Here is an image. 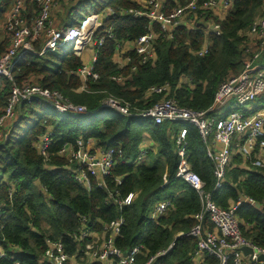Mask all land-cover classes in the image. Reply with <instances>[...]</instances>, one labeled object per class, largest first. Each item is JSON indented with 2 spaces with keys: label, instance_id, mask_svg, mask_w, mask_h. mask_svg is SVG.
I'll list each match as a JSON object with an SVG mask.
<instances>
[{
  "label": "trees",
  "instance_id": "16d2710c",
  "mask_svg": "<svg viewBox=\"0 0 264 264\" xmlns=\"http://www.w3.org/2000/svg\"><path fill=\"white\" fill-rule=\"evenodd\" d=\"M14 1L0 0V19L5 20ZM167 1L168 6L174 4V0ZM175 1L181 4L189 0ZM139 4L138 0H69L57 12L59 27L77 25L85 15L100 12L102 21L96 37L112 24V36L105 37L96 47L93 66L98 77L89 78L84 90H78L82 81L75 73L82 59L72 53L63 55L58 48L41 54L25 53L12 68L11 78L0 75V111L12 84L26 82L31 75L37 77L41 86L60 90L71 102L85 107L81 112L59 113L46 100L32 98L21 102L17 118L0 138V246L5 251L0 264H43L40 259L46 238L60 240L69 254H78L91 240L89 236L75 239L80 229L101 232L104 224L119 217L122 223L114 244L122 252L141 245L135 264L146 263L150 257L153 258L148 264H194L197 240L188 232L196 223L193 214L200 210L201 203L195 190L175 177L174 133L182 126L186 129L191 168L217 204L226 206L241 195L259 202V208L242 203L236 214L242 234L255 244L264 245V169L239 166L242 157L233 154L226 182L213 189V162L197 127L169 120L156 123L142 115L168 97L179 107L207 111L223 78L242 68L246 31L263 14L264 0H232L223 17L209 9L198 10L196 16L188 15L193 21L178 25L171 36L158 34L152 60L141 62L135 51H128L131 61L120 68L113 60L116 43L137 38L148 25L146 18L131 17L121 10L139 8ZM24 5L27 22L32 23L37 4L24 0ZM211 19L219 22V34L206 30V22ZM3 35L0 52L8 45L7 35ZM42 37L34 41L35 51L41 49ZM206 39L210 41L207 53L197 54ZM113 76H122L123 80L116 81ZM164 83L169 86L168 93L146 94L149 86ZM106 98L128 103L127 113L104 105ZM42 135L50 141L45 149L47 159L38 150ZM144 137L154 146L145 148L142 160L135 162ZM79 138L84 142L94 140L103 149H114V164L103 178L104 184L94 178L90 186L77 182L66 158L59 154L65 145L75 147ZM163 190L169 192L160 197ZM130 192L131 201L120 204L119 199ZM162 199L168 201L166 209L152 217L155 204ZM205 225L213 227L206 217ZM170 245L169 251L159 254ZM201 264H219V260L205 254Z\"/></svg>",
  "mask_w": 264,
  "mask_h": 264
},
{
  "label": "built area",
  "instance_id": "2783aa9c",
  "mask_svg": "<svg viewBox=\"0 0 264 264\" xmlns=\"http://www.w3.org/2000/svg\"><path fill=\"white\" fill-rule=\"evenodd\" d=\"M34 1L38 10L32 23H28L24 15V0H15L6 12L1 30L7 35L8 45L0 52V75L11 78L12 68L27 52L41 54L46 50H54L64 45L71 48L72 54L80 56L82 49L88 46L90 51L88 58L75 72L82 81L78 90H84L85 82L89 78L98 77L93 66L96 60V47L102 44L105 37L112 36V24L96 37V30L101 26V23H97V19L100 18L102 21V14L91 12L85 15L77 25L56 28L52 25L50 18L55 1ZM143 1L145 2L143 4L139 1V8L121 10V13H127L131 17L146 18L148 25L146 32L137 38L116 43L113 60L120 68L126 67L131 61V55L126 54L128 51H135L141 62L152 60L155 56L153 43L159 33L171 36L178 25H187L188 21H193L191 16H196L195 14L201 9H209L218 17H223L232 2V0H204L197 3V0H189L180 4L174 0V4L168 6L167 0ZM190 14L191 16L188 17ZM90 16L94 18L87 22ZM155 26L158 30H155ZM206 30L219 34V22L214 19L208 20ZM41 35L45 37L43 46L39 51H35L34 41ZM246 39L242 48V68L223 78L207 111L179 107L173 98L168 97L160 99L142 112V115L151 117L156 123L170 120L192 123L197 127L206 153L213 162L215 177L213 189L220 188L226 182V171L233 154H240L243 159L239 164L241 166L264 169V12L249 26ZM209 44L208 39L204 40L197 54L207 53ZM113 78L116 81L123 80L122 76H113ZM168 90L167 83L151 85L146 94H164L168 93ZM32 98L49 101L59 113L85 110L84 106L74 104L57 89L53 91L39 84L25 82L13 83L6 103L0 111V138L6 135L4 127L9 121L15 119L20 103L29 102ZM250 101H256L255 109L252 111L245 106ZM104 105L114 107L123 113H127L129 107L128 103L121 104L112 98H106ZM221 109H224V112L218 115ZM185 135L184 126L174 133L177 147L175 177L188 183L197 193L201 203L200 210L193 214L196 223L188 232V235L197 240V248L193 255L194 264H201L205 254L215 256L219 264H261L256 258L258 254L264 253V245H257L242 234L240 219L236 214V209L242 203L256 207L257 201L250 196L241 195L235 200H229L226 206L217 204L211 197V191L205 189L204 181L191 168ZM49 142L48 136L42 135L38 143V150L45 159H47L45 149ZM95 147L96 149L89 147L87 142L79 138L75 147L65 145L59 151V154L66 158L68 168L71 169L75 180L85 186H90L91 178L96 179L100 185L104 184L103 178L109 174L114 164L113 148ZM145 148L147 147L139 146L135 162L142 160ZM90 149L96 154H92ZM165 182H167L166 179ZM132 197L133 192H130L119 199V203L128 204ZM167 204L166 199L158 201L151 216L156 217L161 214ZM205 217L212 223V229L205 225ZM121 223L122 218L119 217L104 224L101 232L87 228L80 229L79 233L74 235L75 239L89 236L91 240L85 243L78 254H69L62 241L46 238V247L40 262L43 264H82L84 262L135 264L141 245H134L127 252H122L114 244V238ZM242 246L251 247L252 254H244L240 249ZM171 247L172 245L159 254L166 253ZM3 256L5 251L0 246V258ZM152 258L141 264H148ZM16 264L19 263L16 262Z\"/></svg>",
  "mask_w": 264,
  "mask_h": 264
},
{
  "label": "rangeland",
  "instance_id": "374dc122",
  "mask_svg": "<svg viewBox=\"0 0 264 264\" xmlns=\"http://www.w3.org/2000/svg\"><path fill=\"white\" fill-rule=\"evenodd\" d=\"M55 1V3H54V5H53V9L51 10V23H52V25L54 26V27H56V28H59V21L57 20V12L59 11V9L62 7V5L63 4H65V3H67L69 0H54ZM142 4L143 3H145L143 0H139ZM93 14V13H92ZM3 20H4V17L3 18H1L0 19V36H1V38H3L4 37V35H3V33H2V31H1V25H2V23H3ZM97 23H101V21H100V18H98L97 19ZM100 28V26L98 27V29ZM97 29V30H98ZM96 30V31H97ZM40 40V42L42 43V42H44V37H42L41 39H39ZM42 46H43V44H42ZM41 46V47H42ZM58 49H60V53L61 54H63L64 55V53L65 54H69V52H70V50H71V48L70 47H67V46H60V47H58ZM28 53V52H27ZM71 53V52H70ZM89 53H90V51H89V47L88 46H85L84 47V49H82V51H81V53H80V58L82 59V61H86L87 60V58H88V55H89ZM26 82L25 83H30V84H33V85H37V84H39L40 85V83L37 81V77L36 76H34V75H31L30 76V78H28L27 80H25ZM41 86V85H40ZM43 87V86H42ZM46 88H48V87H46ZM50 89V88H49ZM52 90V89H51ZM56 89L54 88L53 89V91H55ZM60 91V90H59ZM255 105H256V101H250V102H248V103H246V107L250 110V111H252L253 109H255ZM228 106V105H227ZM227 106H226V108H227ZM224 112V109H221V110H219L218 111V115L219 114H222ZM18 113V112H17ZM17 113H16V115H15V119L17 118ZM12 122L13 121H9L6 125H5V127H4V133H6V132H8V129L10 128L9 127V125L10 124H12ZM7 134V133H6ZM5 135H3V137H4ZM93 141V143H91L90 145H89V147H93V145L94 146H96L95 145V142H94V140H92ZM96 149V148H95ZM90 151H91V153L92 154H96L92 149H90ZM168 190H163V191H161V193L159 194L160 195V197H164V196H167V194H168ZM79 264V263H78Z\"/></svg>",
  "mask_w": 264,
  "mask_h": 264
},
{
  "label": "crops",
  "instance_id": "0c3cea01",
  "mask_svg": "<svg viewBox=\"0 0 264 264\" xmlns=\"http://www.w3.org/2000/svg\"><path fill=\"white\" fill-rule=\"evenodd\" d=\"M19 111V110H18ZM168 121V120H167ZM170 121V120H169ZM179 122V121H178ZM182 123V122H181ZM185 124V123H184ZM178 130V129H177ZM176 130V131H177ZM175 131V132H176ZM91 143H93V141L92 140H88L87 141V144H88V146L91 144ZM140 146L141 147H147V148H152L153 146H154V143L150 140V139H148V138H146V137H144L143 139H142V141H141V143H140ZM91 148H96L94 145H93V147H91ZM243 160V159H242ZM242 162V161H241ZM241 162L239 163V164H241ZM239 166H241V165H239ZM246 168H248V167H246ZM36 185L37 186H39L40 187V185L36 182Z\"/></svg>",
  "mask_w": 264,
  "mask_h": 264
},
{
  "label": "water",
  "instance_id": "95a60500",
  "mask_svg": "<svg viewBox=\"0 0 264 264\" xmlns=\"http://www.w3.org/2000/svg\"><path fill=\"white\" fill-rule=\"evenodd\" d=\"M255 206L259 207V203L256 202ZM240 249L243 251L244 254H252V249L249 246H242ZM256 259L259 260L261 264H264V253L258 254Z\"/></svg>",
  "mask_w": 264,
  "mask_h": 264
},
{
  "label": "bare ground",
  "instance_id": "6f19581e",
  "mask_svg": "<svg viewBox=\"0 0 264 264\" xmlns=\"http://www.w3.org/2000/svg\"><path fill=\"white\" fill-rule=\"evenodd\" d=\"M93 18H94L93 16H90L89 18H87L86 21H87V22H88V21H91Z\"/></svg>",
  "mask_w": 264,
  "mask_h": 264
}]
</instances>
